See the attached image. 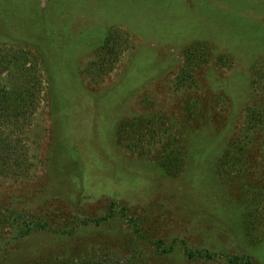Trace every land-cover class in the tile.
Segmentation results:
<instances>
[{"label": "rangeland", "instance_id": "rangeland-1", "mask_svg": "<svg viewBox=\"0 0 264 264\" xmlns=\"http://www.w3.org/2000/svg\"><path fill=\"white\" fill-rule=\"evenodd\" d=\"M0 46L45 76L0 264H264V0H0Z\"/></svg>", "mask_w": 264, "mask_h": 264}, {"label": "trees", "instance_id": "trees-1", "mask_svg": "<svg viewBox=\"0 0 264 264\" xmlns=\"http://www.w3.org/2000/svg\"><path fill=\"white\" fill-rule=\"evenodd\" d=\"M41 65L29 53L0 46V183L26 180L34 164L28 139L35 134L36 113L42 103L45 76ZM45 227L44 224L37 229ZM135 235L144 238L142 234ZM160 247V242L155 244L156 249ZM182 247L189 257L202 254L190 249L184 240ZM206 256L211 257L210 254ZM242 260L245 264H253L248 257ZM62 264L144 263L133 252L124 256L116 251L102 250Z\"/></svg>", "mask_w": 264, "mask_h": 264}]
</instances>
